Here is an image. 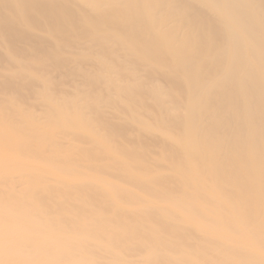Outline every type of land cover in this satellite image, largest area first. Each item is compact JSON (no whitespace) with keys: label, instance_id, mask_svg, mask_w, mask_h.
I'll return each instance as SVG.
<instances>
[{"label":"bare ground","instance_id":"obj_1","mask_svg":"<svg viewBox=\"0 0 264 264\" xmlns=\"http://www.w3.org/2000/svg\"><path fill=\"white\" fill-rule=\"evenodd\" d=\"M0 264H264V0H0Z\"/></svg>","mask_w":264,"mask_h":264},{"label":"rangeland","instance_id":"obj_2","mask_svg":"<svg viewBox=\"0 0 264 264\" xmlns=\"http://www.w3.org/2000/svg\"><path fill=\"white\" fill-rule=\"evenodd\" d=\"M21 225H14V228H20Z\"/></svg>","mask_w":264,"mask_h":264}]
</instances>
